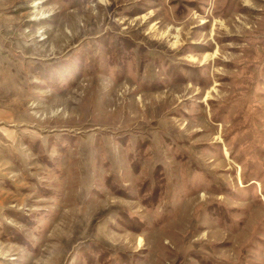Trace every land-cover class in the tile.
<instances>
[{"label":"rangeland","instance_id":"374dc122","mask_svg":"<svg viewBox=\"0 0 264 264\" xmlns=\"http://www.w3.org/2000/svg\"><path fill=\"white\" fill-rule=\"evenodd\" d=\"M0 264H264V0H0Z\"/></svg>","mask_w":264,"mask_h":264}]
</instances>
